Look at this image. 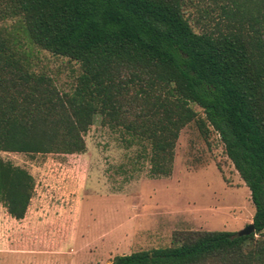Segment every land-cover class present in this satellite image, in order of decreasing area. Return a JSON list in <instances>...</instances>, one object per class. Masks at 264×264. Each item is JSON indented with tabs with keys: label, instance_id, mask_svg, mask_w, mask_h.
Listing matches in <instances>:
<instances>
[{
	"label": "trees",
	"instance_id": "1",
	"mask_svg": "<svg viewBox=\"0 0 264 264\" xmlns=\"http://www.w3.org/2000/svg\"><path fill=\"white\" fill-rule=\"evenodd\" d=\"M25 41L79 64L71 91L35 70ZM97 116L149 147L153 176L172 174L187 125L218 134L255 206L251 235L176 231L171 246L111 264H264V0H0V152L83 153ZM35 189L0 157L12 218Z\"/></svg>",
	"mask_w": 264,
	"mask_h": 264
},
{
	"label": "rangeland",
	"instance_id": "2",
	"mask_svg": "<svg viewBox=\"0 0 264 264\" xmlns=\"http://www.w3.org/2000/svg\"><path fill=\"white\" fill-rule=\"evenodd\" d=\"M24 44L35 70L48 73L61 92L72 90L78 63ZM84 137L79 154L0 152L36 182L22 220L0 203V264H111L116 255L171 246L176 231L238 233L253 222L250 190L218 134L207 140L194 123L183 128L170 176H153L149 147L128 146L127 136L100 116Z\"/></svg>",
	"mask_w": 264,
	"mask_h": 264
},
{
	"label": "water",
	"instance_id": "3",
	"mask_svg": "<svg viewBox=\"0 0 264 264\" xmlns=\"http://www.w3.org/2000/svg\"><path fill=\"white\" fill-rule=\"evenodd\" d=\"M255 232V226L253 222L249 224L247 227H245L243 230L237 233V236L242 237V236H248L251 235Z\"/></svg>",
	"mask_w": 264,
	"mask_h": 264
},
{
	"label": "crops",
	"instance_id": "4",
	"mask_svg": "<svg viewBox=\"0 0 264 264\" xmlns=\"http://www.w3.org/2000/svg\"><path fill=\"white\" fill-rule=\"evenodd\" d=\"M113 195H114V194H113ZM125 208H126V211L129 213V216H128V218H127V219H128V220H127L128 223L125 224V226L129 224V227L126 228V229H129V228L132 226L131 223L133 222V220L131 219V217H132L131 215H133V213H132V209H131L132 206L129 205V204L127 203V205H126ZM131 213H132V214H131ZM128 237H129V236L126 235L125 239H128Z\"/></svg>",
	"mask_w": 264,
	"mask_h": 264
}]
</instances>
